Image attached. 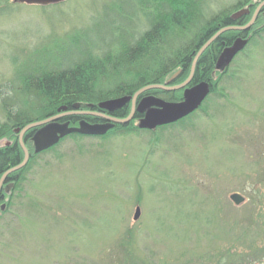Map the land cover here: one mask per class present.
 Wrapping results in <instances>:
<instances>
[{"label":"rangeland","instance_id":"374dc122","mask_svg":"<svg viewBox=\"0 0 264 264\" xmlns=\"http://www.w3.org/2000/svg\"><path fill=\"white\" fill-rule=\"evenodd\" d=\"M118 1L0 0V121L14 60L55 49ZM208 2L217 13L239 0ZM204 103L168 127L66 136L36 154L4 215L0 264H264V30Z\"/></svg>","mask_w":264,"mask_h":264},{"label":"trees","instance_id":"16d2710c","mask_svg":"<svg viewBox=\"0 0 264 264\" xmlns=\"http://www.w3.org/2000/svg\"><path fill=\"white\" fill-rule=\"evenodd\" d=\"M260 1L239 0L233 8L214 13L208 0H120L114 7L106 8L102 19L96 20L89 29L67 35L62 43H55V49L33 50L25 58L15 59L14 95L5 96L6 116L0 121V161L9 163V168L15 166L17 162L12 164L11 157L19 152L21 157L24 156L15 130L58 114L62 106L72 110L73 105L79 104L80 110L103 111L99 108L100 102L134 95L148 85L162 84L179 69L182 72L175 83L183 81L189 76L202 46L219 30L241 20L242 25L248 23ZM246 6L250 14L232 22L231 13ZM255 28L253 25L249 33V45L264 30ZM238 35L243 33L226 31L206 48L198 59L192 84L208 81L212 85L211 94L217 91V84L226 72V69L221 73L214 68L222 42L229 45ZM198 67H205L206 71H198ZM216 74L218 77L214 79ZM146 94L172 102L182 99L181 91L152 89ZM204 102L201 109L205 107ZM130 110L129 103L116 110L114 117L125 118ZM195 113L174 124L187 121ZM76 117L91 123L104 122L93 115L69 116L64 121L73 119L70 125L74 126L78 121L74 119ZM134 129L140 130L135 126L116 124L107 134L93 137L104 138ZM35 130L30 129L26 133L28 139H24L32 153L31 158L37 154L30 139ZM70 136L90 137L76 133ZM31 161L20 171H25ZM121 245L124 247V243ZM228 258L234 259L232 264L238 261L233 255Z\"/></svg>","mask_w":264,"mask_h":264},{"label":"water","instance_id":"95a60500","mask_svg":"<svg viewBox=\"0 0 264 264\" xmlns=\"http://www.w3.org/2000/svg\"><path fill=\"white\" fill-rule=\"evenodd\" d=\"M13 1L45 4V3L57 2L61 0H13ZM262 4L257 8L252 19L246 25L225 27L220 31H218L209 41H207L202 46V48L199 50V52L197 53L194 59L191 75L188 78V80L185 81L184 83L173 87H169L167 85L152 84L141 88L134 95L122 96L119 98L109 99L99 103L100 109L108 112H114L131 102L132 103L131 112L127 117L119 118L96 111H77V109L79 108V104H75L73 105L72 110H68L67 106H62L58 109L59 112L58 114L51 116L47 119L28 124L21 131V135H22L21 145L25 152V158L19 165L11 168L8 172L18 170L24 167L28 162L29 154H28V150L24 146L22 137L25 132H27L29 129L32 128H37L34 133L33 140L35 142V152L38 153L53 147L54 145L59 143L62 138L73 133H79L83 135H105L111 129L115 128L116 124H128L133 119V116L135 115L136 112L140 114H144V117L140 120L139 127L149 130L156 129L158 126L174 123L188 116L189 114L193 113L202 105L203 101L211 92L212 85L208 81H201L191 87H187L184 90L183 99L180 101H173V102L167 101L163 98L151 94L143 96L137 105H136V100L140 94L151 89L174 90L185 87V85H187L192 78V74L194 73L196 62L198 61L200 55L204 52V50L210 45V43H212L215 39H217L222 32L229 29L240 30L242 32L248 31L255 22L259 10L262 7ZM249 12H250L249 9H243L232 14L231 18L237 19L242 15L249 14ZM248 42H249L248 38H244V37L236 38L233 44L225 48L222 54L219 56L216 63V69L220 70L221 68L228 66L232 62L235 55L246 48ZM180 72L181 70L175 72L167 80V84L172 82V80H174ZM72 115H94L104 119L105 121L91 123L85 119H82L80 120L78 126H71L69 120L64 122L61 121V119ZM16 130H19V128H17ZM230 198L237 205L241 204L245 200V197H243L239 193L231 194ZM140 215H141V209L140 207H137L134 214V219L137 220L140 217Z\"/></svg>","mask_w":264,"mask_h":264},{"label":"flooded vegetation","instance_id":"af4514ba","mask_svg":"<svg viewBox=\"0 0 264 264\" xmlns=\"http://www.w3.org/2000/svg\"><path fill=\"white\" fill-rule=\"evenodd\" d=\"M263 2V4H262V7H261V9L259 10V13H258V15H257V17L259 16H264V0H262L261 1V3ZM260 3V4H261ZM259 4V5H260ZM258 5V6H259ZM252 15V14H251ZM245 16V15H244ZM244 16H241L240 18H242V17H244ZM239 18V19H240ZM243 20H244V18H243ZM232 22H238V19L237 20H234V21H232ZM241 23H242V20L241 21H239V25H241ZM237 32H239V31H237ZM240 33V32H239ZM249 34H245V33H243V36H248ZM239 36H241V35H238V36H236V38L237 37H239ZM225 45H227L226 44V42H222V46H225ZM223 49H221V52H220V55H221V53L224 51V48L225 47H222ZM195 59V58H194ZM194 62V61H193ZM198 62V61H197ZM197 62H196V66H197ZM215 65H216V63H215ZM215 65H214V68H215ZM195 66V69H194V73L192 74V78H191V80L188 82V84L187 85H185V87H182V88H180V89H174V90H166V91H168V92H173V91H181V94H182V99H183V94H184V90H185V88H187V87H191L192 85H194V84H192V82H193V79H195L194 78V75H195V73H196V69H197V67ZM192 67H193V63H192ZM203 70V71H206V68L204 67V68H200V67H198V71H200V70ZM227 69V68H226ZM191 70H192V68H191ZM181 72H182V70H181ZM181 72L179 73V75L170 83V84H168V86H170V87H172V86H177V85H180V84H182V83H184L187 79H188V77L190 76V74H189V76L188 77H186V79H184L183 81H181V82H177V83H175V81H176V79H178L179 77H180V75H181ZM171 76V75H170ZM169 76V77H170ZM169 77L166 79V81H164V85H167V80L169 79ZM198 77H199V75H198ZM197 77V79L196 80H198L199 78ZM145 95H150V94H146V92H144V93H142V94H140L138 97H137V100H136V105L138 104V102L140 101V99L143 97V96H145ZM152 95V94H151ZM181 99V100H182ZM132 107V106H131ZM82 111H97V112H101V113H105V114H107V115H111V116H115L114 115V112H108V111H106V112H103V111H105V110H103V111H98V110H82ZM54 116V115H53ZM72 116H82V115H72ZM83 116H85V115H83ZM144 117V114H140V113H138V112H136L135 113V115L133 116V123L132 122H129L128 124H126V125H131V126H133L134 127V123H137V126L135 125V127H138V129H140L138 132H141V133H143V131H147L146 129H141V128H139V123H140V120L142 119ZM66 118V117H65ZM100 118V117H99ZM74 119H78L77 117L76 118H74ZM102 119V118H101ZM72 120L73 119H69V121H70V124H71V122H72ZM80 120H82V119H78V121H77V124L76 125H74V126H78L79 125V122H80ZM61 121H63L64 122V118L63 119H61ZM68 121V120H67ZM103 121H105L104 119H103ZM158 128V127H157ZM156 128V129H157ZM155 129V130H156ZM16 131V130H15ZM36 131V130H35ZM35 131L32 133V135H31V142H33V150L35 151V142H34V140H33V136H34V133H35ZM148 131H153V130H148ZM18 134V133H17ZM19 135V134H18ZM24 139H28V137L26 136V134L23 136V142H24ZM18 141H19V143L21 144V139L19 138L18 139ZM5 143L6 144H10L11 143V141H5ZM50 149V148H49ZM46 151H48V149L47 150H44V151H42V152H46ZM18 152V151H17ZM42 152H39V153H37V154H41ZM20 153V152H19ZM18 153V155H16L15 157H11V163L13 164L14 162H17V164L15 165V166H17V165H19L23 160H24V157L25 156H23V157H21L20 156V154ZM25 155V154H24ZM9 159V158H8ZM31 160V157L29 156V160H28V162H27V164L29 163V161ZM8 164L9 163H5V162H1L0 161V240H1V238L2 237H4L5 236V228H6V226L8 225V224H6L5 223V217H4V215H5V213H7L8 212V210H7V207H8V205H10L11 204V202H14L15 200H18L17 198H22L23 197V195L21 194L22 192H23V190H24V188L26 187V180H27V178H24L23 177V175H24V171H20L21 169H23L24 167H26V165L24 166V167H22V168H20V169H18V170H14V171H11V172H8L11 168H13V167H8ZM1 242V241H0ZM1 245V244H0ZM6 245V244H5Z\"/></svg>","mask_w":264,"mask_h":264},{"label":"bare ground","instance_id":"6f19581e","mask_svg":"<svg viewBox=\"0 0 264 264\" xmlns=\"http://www.w3.org/2000/svg\"><path fill=\"white\" fill-rule=\"evenodd\" d=\"M243 9H246V8H241V9H238V10L232 12L231 15H230V19H231V21H234V20L239 19L240 17L237 18V19H232L231 16H232V14H234V13L240 11V10H243ZM242 16H244V15H242ZM246 24H247V23H246ZM246 24H243V25H242V24H241V25H239V24H233V25H230V26H244V25H246ZM227 27H228V26H227ZM231 30H233V31H239L240 33L249 34V33L251 32L252 29L250 28V29H249L248 31H246V32H242V31H240V30H234V29H231ZM219 31H220V30H219ZM224 32H225V31H224ZM224 32H222V33H224ZM222 33H221V34H222ZM215 34H216V33H215ZM215 34H214V35H215ZM221 34H220V35H221ZM214 35H213V36H214ZM220 35L218 36V38L220 37ZM249 35H250V34H249ZM249 35H248V36H243V35H241V36H239V37L248 38V40H249ZM213 36H212V37H213ZM212 37H211V38H212ZM211 38H210V39H211ZM218 38H217V39H218ZM237 38H238V37H237ZM210 39H209V40H210ZM217 39H215V40H217ZM235 39H236V38H235ZM235 39L232 41L231 44H229V45H225V46H223V47L227 48V47L231 46V45L233 44V42L235 41ZM209 40H208V41H209ZM215 40H214V41H215ZM214 41H213V42H214ZM213 42H212V43H213ZM212 43H210V45H211ZM248 46H249V42L247 43V47H248ZM225 48H224V49H225ZM222 49H223V48H222ZM241 53H242V52L240 51L239 53H237V54L235 55V57H234L233 60H232V63H233V61L235 60V58H236L238 55H240Z\"/></svg>","mask_w":264,"mask_h":264}]
</instances>
